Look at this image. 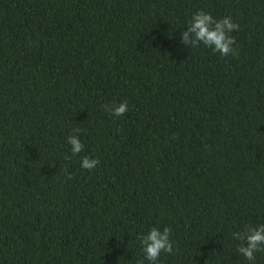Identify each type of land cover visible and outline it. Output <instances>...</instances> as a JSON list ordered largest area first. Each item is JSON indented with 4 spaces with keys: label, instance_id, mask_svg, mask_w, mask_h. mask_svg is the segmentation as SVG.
<instances>
[{
    "label": "trees",
    "instance_id": "obj_1",
    "mask_svg": "<svg viewBox=\"0 0 264 264\" xmlns=\"http://www.w3.org/2000/svg\"><path fill=\"white\" fill-rule=\"evenodd\" d=\"M200 9L238 56L181 43ZM261 223L264 0H0V264H151L153 226L158 264H250L232 233Z\"/></svg>",
    "mask_w": 264,
    "mask_h": 264
},
{
    "label": "clouds",
    "instance_id": "obj_2",
    "mask_svg": "<svg viewBox=\"0 0 264 264\" xmlns=\"http://www.w3.org/2000/svg\"><path fill=\"white\" fill-rule=\"evenodd\" d=\"M240 25L234 22L231 16L215 18L213 15L200 9L194 12L187 21V29L181 33V43L191 48H198L200 44L209 47L213 52H218L221 56H238V46L236 44L233 32L238 31ZM106 112L115 117H120L128 111V102L107 103L102 106ZM81 129H73V134L67 137V143L70 145L71 155H66V160H71L84 151L85 145L81 141L78 133ZM100 161L97 158L84 155L81 158V167L91 171ZM67 179H72V174L64 169ZM172 229L170 226H164L162 229L153 226L147 234L137 237L145 254V259L151 264H158L161 253L173 254L174 242L170 239ZM232 237L239 241L237 251L252 264L256 259L257 252H264V223L259 225H245L243 229L232 233ZM137 264H143V260H138Z\"/></svg>",
    "mask_w": 264,
    "mask_h": 264
}]
</instances>
